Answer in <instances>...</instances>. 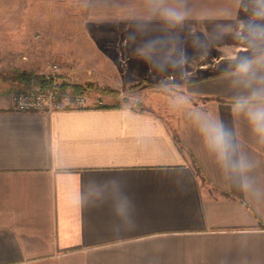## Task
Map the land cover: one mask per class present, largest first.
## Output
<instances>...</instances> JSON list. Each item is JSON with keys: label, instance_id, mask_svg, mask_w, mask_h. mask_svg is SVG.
Wrapping results in <instances>:
<instances>
[{"label": "crops", "instance_id": "0c3cea01", "mask_svg": "<svg viewBox=\"0 0 264 264\" xmlns=\"http://www.w3.org/2000/svg\"><path fill=\"white\" fill-rule=\"evenodd\" d=\"M249 19L264 20V0H0V264H264V139L234 107L264 88V50L247 74L234 61L141 106L100 95L19 112L23 85L3 76L86 61L114 32L137 47L235 44L220 35ZM210 122L232 133L226 159Z\"/></svg>", "mask_w": 264, "mask_h": 264}, {"label": "rangeland", "instance_id": "374dc122", "mask_svg": "<svg viewBox=\"0 0 264 264\" xmlns=\"http://www.w3.org/2000/svg\"><path fill=\"white\" fill-rule=\"evenodd\" d=\"M261 26H264V20L249 19L237 30L236 36L220 35V41L233 39L230 43L235 44L230 45L211 44L216 40L210 39L208 43L201 44L190 38L185 39L183 44L176 40L175 45L170 47H137L127 44L129 40L125 36L123 39L114 37V32L105 38H98V46L92 44V55L86 56L89 58L86 61H45L43 66L33 71L52 76L59 85H83L87 101H101V95L113 103H138L141 106L146 98L157 100V96L153 95L164 97L194 75L230 66L234 61L263 51L261 41L264 42V37L257 35ZM117 32L120 34V31ZM53 63L57 64L56 70L51 68ZM11 84L0 82V88ZM30 84V81L26 85L23 82L22 88H28ZM65 90L71 91L67 86Z\"/></svg>", "mask_w": 264, "mask_h": 264}, {"label": "clouds", "instance_id": "9594fccd", "mask_svg": "<svg viewBox=\"0 0 264 264\" xmlns=\"http://www.w3.org/2000/svg\"><path fill=\"white\" fill-rule=\"evenodd\" d=\"M164 17L172 23H182L186 12L175 8H165ZM240 69L247 74L250 68L245 59L239 65ZM235 109L240 110L247 116L253 131L264 139V88L253 89L250 95L238 98ZM209 148L221 158H227L229 152L234 150L232 133L222 123H208L202 129ZM232 167H240L239 162H233Z\"/></svg>", "mask_w": 264, "mask_h": 264}, {"label": "built area", "instance_id": "2783aa9c", "mask_svg": "<svg viewBox=\"0 0 264 264\" xmlns=\"http://www.w3.org/2000/svg\"><path fill=\"white\" fill-rule=\"evenodd\" d=\"M51 68L56 70L57 64L53 63ZM49 76L44 74L45 78ZM87 102L84 93L71 95L69 91H61L57 86L39 87L31 85L26 89H17L11 94L13 109L19 112L84 108L88 105Z\"/></svg>", "mask_w": 264, "mask_h": 264}, {"label": "trees", "instance_id": "16d2710c", "mask_svg": "<svg viewBox=\"0 0 264 264\" xmlns=\"http://www.w3.org/2000/svg\"><path fill=\"white\" fill-rule=\"evenodd\" d=\"M5 78H10L12 80H16V81H20L21 83L24 82V84L26 85L29 81H30V86L31 85H37L39 87H47V86H57L61 91L65 90V87H70L71 91H69L71 93V95L77 94V93H83L84 88L83 85H79V84H58L56 82H54L53 77L49 76L48 78H45L44 75L41 74H30L29 72H25V71H19L17 72L15 75L12 76H8V75H3ZM62 87V88H61ZM29 88V87H28ZM22 89H26V88H22Z\"/></svg>", "mask_w": 264, "mask_h": 264}, {"label": "water", "instance_id": "95a60500", "mask_svg": "<svg viewBox=\"0 0 264 264\" xmlns=\"http://www.w3.org/2000/svg\"><path fill=\"white\" fill-rule=\"evenodd\" d=\"M36 90H38V89H36Z\"/></svg>", "mask_w": 264, "mask_h": 264}]
</instances>
